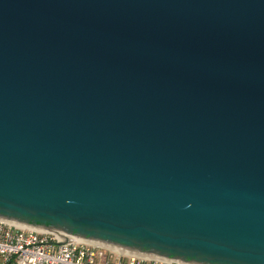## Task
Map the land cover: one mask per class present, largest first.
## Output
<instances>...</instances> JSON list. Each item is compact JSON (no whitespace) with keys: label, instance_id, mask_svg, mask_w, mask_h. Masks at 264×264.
<instances>
[{"label":"water","instance_id":"obj_1","mask_svg":"<svg viewBox=\"0 0 264 264\" xmlns=\"http://www.w3.org/2000/svg\"><path fill=\"white\" fill-rule=\"evenodd\" d=\"M0 222L264 264V0H0Z\"/></svg>","mask_w":264,"mask_h":264},{"label":"built area","instance_id":"obj_2","mask_svg":"<svg viewBox=\"0 0 264 264\" xmlns=\"http://www.w3.org/2000/svg\"><path fill=\"white\" fill-rule=\"evenodd\" d=\"M0 264H174L116 255L109 249L59 243L54 234L0 222Z\"/></svg>","mask_w":264,"mask_h":264}]
</instances>
